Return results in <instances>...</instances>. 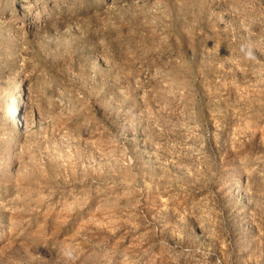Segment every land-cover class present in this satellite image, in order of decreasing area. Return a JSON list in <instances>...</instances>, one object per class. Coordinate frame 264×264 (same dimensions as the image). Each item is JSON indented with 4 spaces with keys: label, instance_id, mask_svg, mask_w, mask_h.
<instances>
[{
    "label": "rangeland",
    "instance_id": "rangeland-1",
    "mask_svg": "<svg viewBox=\"0 0 264 264\" xmlns=\"http://www.w3.org/2000/svg\"><path fill=\"white\" fill-rule=\"evenodd\" d=\"M0 264H264V0H0Z\"/></svg>",
    "mask_w": 264,
    "mask_h": 264
},
{
    "label": "clouds",
    "instance_id": "clouds-1",
    "mask_svg": "<svg viewBox=\"0 0 264 264\" xmlns=\"http://www.w3.org/2000/svg\"><path fill=\"white\" fill-rule=\"evenodd\" d=\"M246 55L251 57L252 56L251 51L247 52ZM63 255L65 256L66 259H73V253L71 251H65Z\"/></svg>",
    "mask_w": 264,
    "mask_h": 264
}]
</instances>
